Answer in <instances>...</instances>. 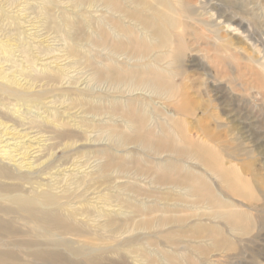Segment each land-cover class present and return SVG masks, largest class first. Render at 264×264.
<instances>
[{"label": "rangeland", "instance_id": "obj_1", "mask_svg": "<svg viewBox=\"0 0 264 264\" xmlns=\"http://www.w3.org/2000/svg\"><path fill=\"white\" fill-rule=\"evenodd\" d=\"M0 164V264H264V0H0Z\"/></svg>", "mask_w": 264, "mask_h": 264}, {"label": "bare ground", "instance_id": "obj_2", "mask_svg": "<svg viewBox=\"0 0 264 264\" xmlns=\"http://www.w3.org/2000/svg\"><path fill=\"white\" fill-rule=\"evenodd\" d=\"M0 177L1 178H6V179H16V180L17 179H21V177L18 176V175H16L15 172H13L10 168H8L6 166H3L1 164H0ZM13 188H14L13 186H6V187H4V190L11 191V190H13ZM24 211L30 213L33 216H35V213H36V211L34 210L33 207H28V206L24 208ZM0 212H3V213L6 212L5 214H7V215L0 214V225H1L2 224V221H5L7 219V217H9L8 214L11 213L12 211H10V210H4L2 208V206H0ZM5 257H6L5 254L2 253V252H0V263L5 260Z\"/></svg>", "mask_w": 264, "mask_h": 264}]
</instances>
